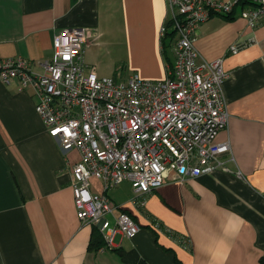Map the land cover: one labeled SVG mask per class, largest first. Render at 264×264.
<instances>
[{
  "label": "crops",
  "instance_id": "obj_1",
  "mask_svg": "<svg viewBox=\"0 0 264 264\" xmlns=\"http://www.w3.org/2000/svg\"><path fill=\"white\" fill-rule=\"evenodd\" d=\"M240 13L202 23L195 41L199 61L222 59L228 73L221 90L230 118L215 141H229L224 158L231 171L172 177L143 195L128 181L111 189L117 212L130 213L141 227L133 238L117 234L112 250H90L96 225L77 217L78 151L61 153L31 85L0 81V264H261L264 20L251 27ZM168 15L167 0H0V56H23L43 73L55 36L85 27L95 33L85 60L99 76L163 80L175 58L161 44ZM91 191H102L100 180L92 179Z\"/></svg>",
  "mask_w": 264,
  "mask_h": 264
},
{
  "label": "built area",
  "instance_id": "obj_2",
  "mask_svg": "<svg viewBox=\"0 0 264 264\" xmlns=\"http://www.w3.org/2000/svg\"><path fill=\"white\" fill-rule=\"evenodd\" d=\"M167 2L161 44L164 51L167 43L175 58L163 80L135 73L126 80L99 76L85 60L95 37L85 27L65 28L55 36L43 73L34 72L23 56H0V81L17 78L21 87L31 85L36 111L61 153L68 157L78 151L72 166L74 204L81 223L96 225L102 234L98 251L112 250L117 234L133 238L141 229L130 213L117 212L111 189L128 181L136 195H143L172 177L184 181L231 171L224 158L231 154L229 141H215L230 118L221 90L228 73L222 59L199 61L195 41L202 23L237 8L255 27L264 20V0ZM230 50L236 53L238 46ZM93 178L102 183L100 193L91 191Z\"/></svg>",
  "mask_w": 264,
  "mask_h": 264
},
{
  "label": "trees",
  "instance_id": "obj_3",
  "mask_svg": "<svg viewBox=\"0 0 264 264\" xmlns=\"http://www.w3.org/2000/svg\"><path fill=\"white\" fill-rule=\"evenodd\" d=\"M246 2H242L241 5H244ZM224 17H227V18H231L230 15H227V16H224ZM170 35L174 34V31H171L169 33ZM167 43H166V47L164 48V53L167 52ZM169 47V46H168ZM170 64H172V62H170ZM104 244V239H103V236L102 234L100 233L98 227L95 226V228L93 229V232H92V236H91V240H90V245H89V249L92 250H96L98 249L99 247H101L102 245ZM261 264H264V257L261 258L260 260Z\"/></svg>",
  "mask_w": 264,
  "mask_h": 264
}]
</instances>
